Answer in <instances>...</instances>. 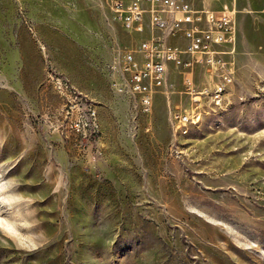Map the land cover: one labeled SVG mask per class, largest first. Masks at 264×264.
<instances>
[{"label": "rangeland", "instance_id": "obj_1", "mask_svg": "<svg viewBox=\"0 0 264 264\" xmlns=\"http://www.w3.org/2000/svg\"><path fill=\"white\" fill-rule=\"evenodd\" d=\"M108 2L0 0V264H264V0H205L233 81L184 134L170 64L148 116L117 91L139 37Z\"/></svg>", "mask_w": 264, "mask_h": 264}, {"label": "built area", "instance_id": "obj_2", "mask_svg": "<svg viewBox=\"0 0 264 264\" xmlns=\"http://www.w3.org/2000/svg\"><path fill=\"white\" fill-rule=\"evenodd\" d=\"M108 7L123 31L139 37L134 48L110 66L118 75L117 91L137 112L151 113L153 94L166 83L168 64L179 71L189 99L186 108L168 107L174 131L184 134L181 124L195 125L205 98L211 106L225 103L233 81L225 60L232 55L236 38L233 6L210 9L194 7L187 0H109ZM195 68L207 80L199 89L194 84Z\"/></svg>", "mask_w": 264, "mask_h": 264}, {"label": "crops", "instance_id": "obj_3", "mask_svg": "<svg viewBox=\"0 0 264 264\" xmlns=\"http://www.w3.org/2000/svg\"><path fill=\"white\" fill-rule=\"evenodd\" d=\"M191 5H193L194 7H197V6H195L194 4H193V2H192V0H187ZM202 2H201V4H203L202 6H200V7H205V0H201ZM231 6H233L234 8H235V6L234 5H231ZM231 6H229V7H231ZM210 9H212V8H210ZM235 11H236V9H235ZM235 18H236V12H235ZM117 22V21H116ZM118 23V22H117ZM119 24V23H118ZM120 25V24H119ZM121 27V26H120ZM122 29V28H121ZM125 32V31H124ZM126 33V32H125ZM237 33V32H236ZM126 34H128V33H126ZM129 36H138V35H136V34H128ZM154 94H156V93H154ZM154 94H153V97H154ZM152 104H153V98H152Z\"/></svg>", "mask_w": 264, "mask_h": 264}, {"label": "bare ground", "instance_id": "obj_4", "mask_svg": "<svg viewBox=\"0 0 264 264\" xmlns=\"http://www.w3.org/2000/svg\"><path fill=\"white\" fill-rule=\"evenodd\" d=\"M218 106H221V105H218ZM216 106V107H218ZM201 115V114H200ZM200 115L198 117L195 118V124L199 121V118H200ZM181 125H187V124H181Z\"/></svg>", "mask_w": 264, "mask_h": 264}, {"label": "clouds", "instance_id": "obj_5", "mask_svg": "<svg viewBox=\"0 0 264 264\" xmlns=\"http://www.w3.org/2000/svg\"><path fill=\"white\" fill-rule=\"evenodd\" d=\"M34 247H37L36 245H34Z\"/></svg>", "mask_w": 264, "mask_h": 264}]
</instances>
